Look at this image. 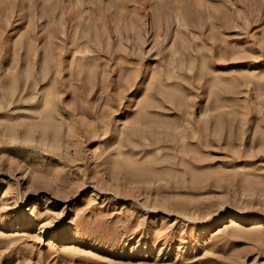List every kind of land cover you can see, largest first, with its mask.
I'll use <instances>...</instances> for the list:
<instances>
[{"label":"rangeland","instance_id":"rangeland-1","mask_svg":"<svg viewBox=\"0 0 264 264\" xmlns=\"http://www.w3.org/2000/svg\"><path fill=\"white\" fill-rule=\"evenodd\" d=\"M0 264H264V0H0Z\"/></svg>","mask_w":264,"mask_h":264}]
</instances>
